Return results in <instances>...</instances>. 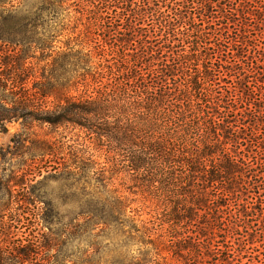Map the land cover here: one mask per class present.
I'll list each match as a JSON object with an SVG mask.
<instances>
[{
    "label": "trees",
    "instance_id": "trees-1",
    "mask_svg": "<svg viewBox=\"0 0 264 264\" xmlns=\"http://www.w3.org/2000/svg\"><path fill=\"white\" fill-rule=\"evenodd\" d=\"M67 1L0 0V125L78 129L68 158L42 167L100 185L88 214L221 264L216 238L264 216V0H98L122 8L128 41L94 46L97 63L85 47L46 54L59 30L39 28ZM117 180L154 203L150 220L128 216Z\"/></svg>",
    "mask_w": 264,
    "mask_h": 264
},
{
    "label": "rangeland",
    "instance_id": "rangeland-1",
    "mask_svg": "<svg viewBox=\"0 0 264 264\" xmlns=\"http://www.w3.org/2000/svg\"><path fill=\"white\" fill-rule=\"evenodd\" d=\"M65 6L59 19L48 18L39 28L46 35L55 27L59 30L51 42L53 51H46L52 54L50 58L68 46L74 50L85 47L92 50L97 63L94 46L108 51L109 42L128 41L121 34L125 32L122 8L104 10L98 0H68ZM0 11L6 14L4 9ZM46 62L49 60L40 65ZM88 81L93 83L91 78ZM84 88L80 86L70 94H82ZM4 126L6 131L0 125V264H198L195 256L188 254L187 241L180 244L179 252L166 246L167 239L158 250L146 238L133 239L116 226L106 227L87 213V207L96 204L95 197H104L97 193L100 185L57 179L42 167L46 161L53 165L65 155L68 158L67 146L79 138L78 129L38 122L26 125L21 120ZM55 141L63 145L61 159L51 154L40 156L41 148L47 149ZM115 182L110 188L118 187L127 198L128 216L140 224L150 220L154 203ZM216 240L221 241V264H264V216Z\"/></svg>",
    "mask_w": 264,
    "mask_h": 264
},
{
    "label": "snow or ice",
    "instance_id": "snow-or-ice-1",
    "mask_svg": "<svg viewBox=\"0 0 264 264\" xmlns=\"http://www.w3.org/2000/svg\"><path fill=\"white\" fill-rule=\"evenodd\" d=\"M4 130L6 131L7 130V126H3Z\"/></svg>",
    "mask_w": 264,
    "mask_h": 264
}]
</instances>
